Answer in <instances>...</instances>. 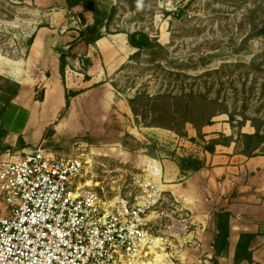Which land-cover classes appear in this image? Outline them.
<instances>
[{
	"label": "rangeland",
	"instance_id": "obj_1",
	"mask_svg": "<svg viewBox=\"0 0 264 264\" xmlns=\"http://www.w3.org/2000/svg\"><path fill=\"white\" fill-rule=\"evenodd\" d=\"M57 1L0 0V61H20L26 57L28 40L34 35V30L45 25L49 15L59 12L56 9H61L52 8ZM94 2L108 16L105 22L107 29L102 30L103 37L143 31L163 47L156 51V58L148 52L138 60L126 62L127 66L111 78L113 89L120 93L122 99L133 98L138 92L151 96L159 92H178L182 85L186 90L212 88L210 98H216L220 92L215 109L225 105L239 115L244 112L243 104L247 101V117L256 120L258 125L264 122V35L260 34L264 28V0ZM180 12L181 17H176ZM67 18L76 25L81 24L73 11L67 14ZM237 64L243 66L235 68ZM215 70L222 72L202 79L177 78L170 74L198 77ZM0 89L1 92L13 91L14 86L0 77ZM87 102L89 108L85 116L92 122L81 115V121L73 124L77 133L72 143L79 144L71 151H64L67 155L87 156L92 167L82 182L87 181L101 197L115 199L122 196L133 200L140 193L139 181L152 178L146 171L147 160L151 164L156 163L155 168L158 169L157 162L160 163L166 155L175 161L178 158L153 139L161 133V128L138 124L133 113L128 117L119 107L98 97L88 98ZM224 119L229 120L228 116L222 115L214 121L220 124ZM240 119L237 116V120ZM262 131L264 133V125ZM243 132H255L250 121ZM260 153H264V145ZM161 183L165 191L151 224L152 233L177 244L171 236L173 221L186 218L190 213L175 203L170 188L165 187L172 184ZM4 208L0 203V213ZM197 228V225H191L187 234L182 236L186 241L193 239L192 246L184 248L183 253L194 264H198L199 259H208L210 254L208 238L197 234L188 237ZM198 247L199 250H193ZM215 261L213 257L210 259L212 264Z\"/></svg>",
	"mask_w": 264,
	"mask_h": 264
},
{
	"label": "crops",
	"instance_id": "obj_2",
	"mask_svg": "<svg viewBox=\"0 0 264 264\" xmlns=\"http://www.w3.org/2000/svg\"><path fill=\"white\" fill-rule=\"evenodd\" d=\"M56 3L64 7L65 1ZM56 10L59 12L49 15L45 25L34 30L35 38L25 58L0 61V77L19 86L9 103L4 98L10 93L0 91L3 95L0 97V110L3 109L0 161L17 160L38 147L45 148L56 157L67 156L64 150L71 151L79 144L72 143L77 133L73 124L81 121L82 114L92 122L85 116L89 108L88 98L98 97L119 107L126 116L132 115L127 100L122 99L111 84V78L135 51L129 46L127 35H107L87 48L78 47V57L67 58L63 78L61 53L69 49L85 26L71 22V18H67L70 11ZM73 12L78 14L76 10ZM81 62L85 67L80 65ZM67 91L81 92L69 98L68 108ZM42 92L44 99L39 101L37 97ZM160 130L161 133L153 139L176 158H194L204 162V167L194 172L181 171L177 161L168 155L166 158L161 156L163 160L160 163L156 161L160 172L157 180L160 178L161 182L172 184L165 187L170 188L175 203L190 213L193 224L198 227V236L210 240L208 263L212 264L210 259L213 257L218 264H235L237 244L242 235L249 234L255 236L250 247L253 264H264V156L248 158L241 155L234 143L218 145L214 153L206 151L205 144L218 139L220 134L236 138L227 119L203 128V140L198 138L191 124L186 127V138L169 130ZM145 164L153 166L149 160ZM221 210L230 213L229 248L226 255L219 257L215 255L213 245L218 234L215 214ZM0 214H6L4 209Z\"/></svg>",
	"mask_w": 264,
	"mask_h": 264
},
{
	"label": "built area",
	"instance_id": "obj_3",
	"mask_svg": "<svg viewBox=\"0 0 264 264\" xmlns=\"http://www.w3.org/2000/svg\"><path fill=\"white\" fill-rule=\"evenodd\" d=\"M91 167L84 154L56 157L42 147L0 161V264H194L183 253L192 246L182 239L190 215L173 221L177 244L152 233L165 191L155 168L147 165L152 178L130 200L105 199L82 182Z\"/></svg>",
	"mask_w": 264,
	"mask_h": 264
},
{
	"label": "trees",
	"instance_id": "obj_4",
	"mask_svg": "<svg viewBox=\"0 0 264 264\" xmlns=\"http://www.w3.org/2000/svg\"><path fill=\"white\" fill-rule=\"evenodd\" d=\"M64 7L54 5L52 8H63L70 12L76 10L77 16L81 21V24L85 26V29L80 32L79 37L72 42L69 49L61 53V75L64 78L65 69L67 65V58L75 59L78 57L76 49L78 47L87 48L90 45H94L99 39L103 38L102 30L107 29V13L101 12L95 5L94 0H64ZM173 15H176L175 13ZM181 17V12L176 16ZM92 21L91 24H87ZM260 34L264 35V28L260 31ZM127 39L129 46L136 52L129 56L128 63L134 60H138L141 56L146 53L153 58H156L158 49L163 47L158 43V40H154L143 31H135L127 33ZM35 35L28 40V46L31 47L33 44ZM127 64L125 63L120 72ZM242 64H237L234 67H241ZM85 67V63H84ZM255 67V66H254ZM256 70L260 68L256 65ZM117 72V73H118ZM222 70L209 71L198 77L187 76L182 73H170L175 75L177 78H190V79H202L204 77H212L213 75H219ZM15 89H10L8 92L10 96L4 98L7 103L13 96L17 94L18 85H13ZM112 86H114L112 84ZM212 88H205L203 90H186L181 86L178 92H159L154 96L149 95L146 92H138L133 98L127 99L128 105L134 115L135 121L138 124H143L145 127H155L165 130H169L177 134L179 137L186 138L187 131L186 127L188 124L193 125L198 133L199 139H204L202 130L205 127L212 126L216 122L214 119L218 116H228V124L233 130L236 138L233 136L226 137L224 134H220L218 139L210 140L205 144V150L209 153H214L216 146H230L232 143L236 145V151L239 154L244 155L248 158L256 156H264V153H260L264 145V133L262 131L264 122L260 125L256 123V120L249 119L246 115V111L249 110V104L247 101L244 102V112L237 115L231 112L227 106H223L219 110L214 108L215 104H218L220 92H218L216 98L209 97V91ZM1 90V89H0ZM66 107H69V98L76 97L81 92H66ZM3 98V96L1 97ZM44 96L37 97V100L43 101ZM3 113V109L0 110V119ZM237 116L241 119L237 120ZM251 122L252 127L255 129L253 134H247L243 132L247 122ZM191 141H195L192 139ZM178 166L181 171H200L204 167V162L194 158H179L177 160ZM229 222L230 213L221 210L215 214V223L218 234L215 238L214 249L216 256H223L227 254L229 248ZM254 235L245 234L240 238L239 243L236 247L234 263L239 264L241 262H247L253 264V252L250 250L251 243L254 239ZM213 264H218L216 261Z\"/></svg>",
	"mask_w": 264,
	"mask_h": 264
},
{
	"label": "bare ground",
	"instance_id": "obj_5",
	"mask_svg": "<svg viewBox=\"0 0 264 264\" xmlns=\"http://www.w3.org/2000/svg\"><path fill=\"white\" fill-rule=\"evenodd\" d=\"M89 161H90V160H89ZM151 161L153 162L154 160H151ZM150 164H151V163H150ZM149 166H150V165H149ZM153 166L155 167L154 164H153ZM153 166H152V167H153ZM154 167H153V168H154ZM155 169H156V171H157V168H155ZM157 173H158L157 175L159 176V175H160V172H157ZM156 180H157V179H156Z\"/></svg>",
	"mask_w": 264,
	"mask_h": 264
}]
</instances>
